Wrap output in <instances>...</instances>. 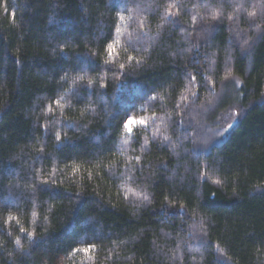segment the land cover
<instances>
[{
    "label": "trees",
    "instance_id": "16d2710c",
    "mask_svg": "<svg viewBox=\"0 0 264 264\" xmlns=\"http://www.w3.org/2000/svg\"><path fill=\"white\" fill-rule=\"evenodd\" d=\"M0 264H264V0H0Z\"/></svg>",
    "mask_w": 264,
    "mask_h": 264
},
{
    "label": "rangeland",
    "instance_id": "374dc122",
    "mask_svg": "<svg viewBox=\"0 0 264 264\" xmlns=\"http://www.w3.org/2000/svg\"><path fill=\"white\" fill-rule=\"evenodd\" d=\"M240 117V108L238 105H234L230 111H228L221 120L222 129L227 134L238 122ZM144 125V124H143ZM140 125L133 126V130Z\"/></svg>",
    "mask_w": 264,
    "mask_h": 264
},
{
    "label": "snow or ice",
    "instance_id": "6c2138e0",
    "mask_svg": "<svg viewBox=\"0 0 264 264\" xmlns=\"http://www.w3.org/2000/svg\"><path fill=\"white\" fill-rule=\"evenodd\" d=\"M108 48H109V54L111 55L112 45H109ZM192 79H195V78L193 77ZM144 123H145V121H143V120H136L134 118H129L127 120V122L124 123L123 127H124L126 132L132 133L133 126L143 125ZM145 199H147V197H145ZM77 251H79V250H77ZM84 251H88V249H84Z\"/></svg>",
    "mask_w": 264,
    "mask_h": 264
}]
</instances>
